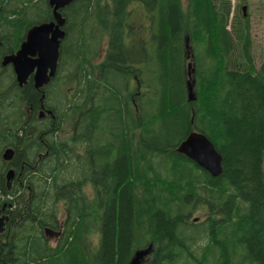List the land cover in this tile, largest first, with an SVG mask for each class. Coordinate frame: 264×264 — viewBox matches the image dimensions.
<instances>
[{
	"label": "trees",
	"instance_id": "16d2710c",
	"mask_svg": "<svg viewBox=\"0 0 264 264\" xmlns=\"http://www.w3.org/2000/svg\"><path fill=\"white\" fill-rule=\"evenodd\" d=\"M242 1L73 0L50 83L0 64V264H128L149 245L139 264H264V54ZM51 19L48 0H0V63ZM192 130L220 175L176 150Z\"/></svg>",
	"mask_w": 264,
	"mask_h": 264
},
{
	"label": "water",
	"instance_id": "95a60500",
	"mask_svg": "<svg viewBox=\"0 0 264 264\" xmlns=\"http://www.w3.org/2000/svg\"><path fill=\"white\" fill-rule=\"evenodd\" d=\"M73 0H48V4L52 8V19L31 25L25 33V38L20 43L15 52L5 54L2 57L1 64L3 66L11 64L15 74L16 81L19 86H22L28 77L33 72L34 87L39 89L46 85L50 78L53 77L57 70L59 47L61 40L65 35L63 26L65 18L61 14L60 9L70 4ZM246 6H242L243 14H245ZM186 59L190 58L188 50L186 51ZM194 68L189 61L187 64V75L190 76ZM193 82L187 83L188 100L195 98L193 94ZM44 94L41 95V99ZM43 114V110H40ZM51 113V110H48ZM176 150L182 153L187 158L196 163L199 167L207 171L211 176H218L222 172V156L215 148L207 136L203 133L192 130L182 141L179 142ZM3 159L10 160L13 156V149L7 147L3 151ZM264 170V163H263ZM14 169L9 168L6 173V182L8 187L14 176ZM7 217L0 216V231L3 230V222ZM196 220V218H194ZM58 232L49 228L45 229V234L56 236ZM149 245L144 250L134 252L128 264H139L144 256L148 253Z\"/></svg>",
	"mask_w": 264,
	"mask_h": 264
},
{
	"label": "rangeland",
	"instance_id": "374dc122",
	"mask_svg": "<svg viewBox=\"0 0 264 264\" xmlns=\"http://www.w3.org/2000/svg\"><path fill=\"white\" fill-rule=\"evenodd\" d=\"M242 0H231L233 8L237 10L236 5ZM241 6H246L245 14L248 16L249 21V31L252 38L253 44V64L255 67H259L261 58L264 54V0H243ZM143 16L141 7L135 9V18L140 20ZM90 43V42H89ZM105 43L101 45V50H99V55L96 61H100L103 57V47ZM8 82V80L6 81ZM72 117L69 116L62 127V130L59 131L58 135L63 137L67 135L71 130ZM197 211L193 212L192 219L196 218L195 222L199 221L203 216L199 215ZM57 236H50L49 241L52 245H55L57 242Z\"/></svg>",
	"mask_w": 264,
	"mask_h": 264
},
{
	"label": "flooded vegetation",
	"instance_id": "af4514ba",
	"mask_svg": "<svg viewBox=\"0 0 264 264\" xmlns=\"http://www.w3.org/2000/svg\"><path fill=\"white\" fill-rule=\"evenodd\" d=\"M65 36V35H64ZM24 38H25V36H24ZM64 38V37H63ZM63 40V39H62ZM61 40V41H62ZM23 41V40H22ZM59 49H60V47H59ZM17 50V49H16ZM15 50V51H16ZM59 54H60V51H59ZM59 57H60V55H59ZM60 58H58V64H57V70H58V68H59V62H60V60H59ZM1 64V63H0ZM2 65V64H1ZM3 66V65H2ZM6 67H9L12 71H13V69H12V66H11V64H7V65H5ZM4 66V67H5ZM56 70V72H58ZM13 73H14V71H13ZM56 74V73H55ZM15 75V74H14ZM55 76V75H54ZM53 76V77H54ZM33 77H34V74H33V72H31L29 75H28V77H27V79H26V82H31V84H32V86H33V88L35 89V90H38V91H40V89H36L35 87H34V79H33ZM53 77H51L50 78V81L48 82V83H50L51 81H52V79H53ZM26 82L24 83V84H26ZM47 83V84H48ZM23 84V85H24ZM46 84V85H47ZM40 110H43V114H41L40 113ZM48 110H50V109H48V108H45V107H43V105H41V108L39 109V110H37L36 111V117H38V118H45L46 116H50L49 114H51V113H48ZM29 110H27V112H28ZM30 115V113L28 114V116ZM31 129V131H35V128L34 127H31L30 128ZM10 168H12V167H10ZM9 169V168H8ZM14 169V168H13ZM14 172H15V169H14ZM14 176H15V173H14ZM13 176V177H14ZM13 179V178H12ZM12 179H11V181H12ZM11 181H10V185H11Z\"/></svg>",
	"mask_w": 264,
	"mask_h": 264
}]
</instances>
